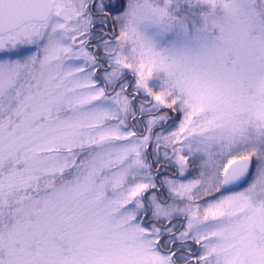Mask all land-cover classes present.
Wrapping results in <instances>:
<instances>
[{"label": "snow or ice", "instance_id": "6c2138e0", "mask_svg": "<svg viewBox=\"0 0 264 264\" xmlns=\"http://www.w3.org/2000/svg\"><path fill=\"white\" fill-rule=\"evenodd\" d=\"M0 264H264V0H0Z\"/></svg>", "mask_w": 264, "mask_h": 264}]
</instances>
